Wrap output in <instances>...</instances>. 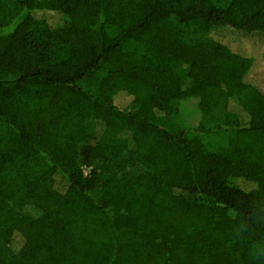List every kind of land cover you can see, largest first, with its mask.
Instances as JSON below:
<instances>
[{"label":"trees","instance_id":"1","mask_svg":"<svg viewBox=\"0 0 264 264\" xmlns=\"http://www.w3.org/2000/svg\"><path fill=\"white\" fill-rule=\"evenodd\" d=\"M230 31L264 0H0V264H264L262 64Z\"/></svg>","mask_w":264,"mask_h":264},{"label":"rangeland","instance_id":"2","mask_svg":"<svg viewBox=\"0 0 264 264\" xmlns=\"http://www.w3.org/2000/svg\"><path fill=\"white\" fill-rule=\"evenodd\" d=\"M47 18L51 22L52 25H63L68 22L67 18L58 12L54 11H47L46 13ZM226 40L230 43V45L236 49V51L244 53V54H254L252 56H257L260 60L261 66H257L254 69L250 76L249 80L256 83H261L260 86L264 85V36L261 35H244L240 32H228L225 37ZM117 101L120 103H125L128 101V97L125 95H118ZM195 107V103L192 100H188L184 104V110H190ZM62 184V183H61Z\"/></svg>","mask_w":264,"mask_h":264}]
</instances>
